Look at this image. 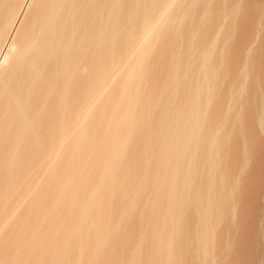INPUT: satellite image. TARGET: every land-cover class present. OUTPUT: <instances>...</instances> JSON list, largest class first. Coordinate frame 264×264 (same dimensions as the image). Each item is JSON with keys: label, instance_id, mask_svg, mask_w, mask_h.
Instances as JSON below:
<instances>
[{"label": "bare ground", "instance_id": "obj_1", "mask_svg": "<svg viewBox=\"0 0 264 264\" xmlns=\"http://www.w3.org/2000/svg\"><path fill=\"white\" fill-rule=\"evenodd\" d=\"M0 264H264V0H0Z\"/></svg>", "mask_w": 264, "mask_h": 264}]
</instances>
